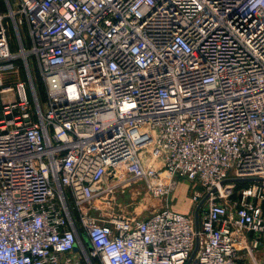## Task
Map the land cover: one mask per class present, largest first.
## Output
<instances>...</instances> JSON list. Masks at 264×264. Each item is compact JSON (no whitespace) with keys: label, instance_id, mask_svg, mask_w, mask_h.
<instances>
[{"label":"built area","instance_id":"2783aa9c","mask_svg":"<svg viewBox=\"0 0 264 264\" xmlns=\"http://www.w3.org/2000/svg\"><path fill=\"white\" fill-rule=\"evenodd\" d=\"M1 4L0 264H264V0Z\"/></svg>","mask_w":264,"mask_h":264},{"label":"rangeland","instance_id":"374dc122","mask_svg":"<svg viewBox=\"0 0 264 264\" xmlns=\"http://www.w3.org/2000/svg\"><path fill=\"white\" fill-rule=\"evenodd\" d=\"M1 3H3V0H0V4ZM32 65L35 71L38 72L35 59H32ZM36 76L38 83L40 84L39 87H41V80L38 79V75ZM28 94L31 98V91L29 88ZM43 96V99H45V93H43ZM176 182L177 186L172 195L169 197L171 206L177 211L194 213L199 202L197 203L192 199V194L194 189L201 190L200 185L198 184L199 186H196L193 182L181 177H177ZM142 187L143 184H133L128 188H121L117 193H115L113 208H111L112 213L122 214L128 217L144 218L162 207L163 201L161 199L154 198L147 190H144ZM97 264L101 263L98 261Z\"/></svg>","mask_w":264,"mask_h":264},{"label":"water","instance_id":"95a60500","mask_svg":"<svg viewBox=\"0 0 264 264\" xmlns=\"http://www.w3.org/2000/svg\"><path fill=\"white\" fill-rule=\"evenodd\" d=\"M205 200H206V197H204L202 200H201V202L198 204V206H197V208H196V210H195V221H196V228H197V231L199 230V209H200V207L203 205V203L205 202ZM196 249H197V246H196ZM196 249H195V251H196ZM195 251H194V253H193V255L195 254Z\"/></svg>","mask_w":264,"mask_h":264},{"label":"trees","instance_id":"16d2710c","mask_svg":"<svg viewBox=\"0 0 264 264\" xmlns=\"http://www.w3.org/2000/svg\"><path fill=\"white\" fill-rule=\"evenodd\" d=\"M40 88H41V90H42V91H41V90H40V91H41V92H42V94H43V93L45 92V90H44L43 86H41ZM96 261L98 262V260H96Z\"/></svg>","mask_w":264,"mask_h":264}]
</instances>
